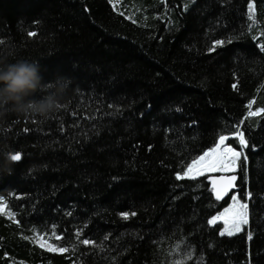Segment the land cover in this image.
<instances>
[{
    "label": "trees",
    "instance_id": "16d2710c",
    "mask_svg": "<svg viewBox=\"0 0 264 264\" xmlns=\"http://www.w3.org/2000/svg\"><path fill=\"white\" fill-rule=\"evenodd\" d=\"M0 40L73 82L48 120H0V264H264V0H0ZM221 135L248 194L233 236L209 223L232 194L176 178Z\"/></svg>",
    "mask_w": 264,
    "mask_h": 264
},
{
    "label": "clouds",
    "instance_id": "9594fccd",
    "mask_svg": "<svg viewBox=\"0 0 264 264\" xmlns=\"http://www.w3.org/2000/svg\"><path fill=\"white\" fill-rule=\"evenodd\" d=\"M72 83L61 75L45 82L38 62L16 58L10 45L0 48V120L8 115L48 120L60 110ZM11 155L4 153L8 171L16 163Z\"/></svg>",
    "mask_w": 264,
    "mask_h": 264
},
{
    "label": "snow or ice",
    "instance_id": "6c2138e0",
    "mask_svg": "<svg viewBox=\"0 0 264 264\" xmlns=\"http://www.w3.org/2000/svg\"><path fill=\"white\" fill-rule=\"evenodd\" d=\"M254 12H255V5L250 3L249 7H248V13H249V20L255 22V16H254ZM29 36L31 37H35L37 35L36 32H29L28 33ZM4 41L0 40V44H3ZM220 45H223L224 41H218L217 42ZM260 48L262 51H264V43L260 44ZM235 87V85H234ZM262 87H264V85H262ZM252 103H254V101L250 102L248 107L249 109H251ZM261 113H264V108H260L257 111H249L248 116H257L260 115ZM238 138H239V143L241 144L242 147H246L247 146V142L244 139L243 133H238ZM228 139V137L221 135L219 137V143L216 145V147H214L213 149L210 150V152H205L203 156H200L197 158V160H194L192 162V165H189L187 167V170L183 173V175L181 174H177V179H184L185 177L189 176V174H192L191 178H194L195 175L197 173H194L193 169L194 166L197 165L198 162L200 161H205V159L207 157L212 156L213 159L211 161H209V167L212 170H229V171H234L235 169V165H236V160L242 155L241 152H237L235 149L232 148H226V153L227 155H225L223 152L220 153L219 155L217 154V150L220 148V145L226 140ZM11 159L13 161L19 162L22 159V155L20 153H15L11 155ZM246 159V157H245ZM230 161V163H225V161ZM200 171H203V169H200ZM237 179V177L235 175H232L230 177H221L219 182H213V192L215 194V197L217 200H220L223 198L224 195H226L232 188L235 187V180ZM250 195V194H249ZM2 199V198H0ZM234 204L238 205L239 210L238 211H233L232 208L229 209H225V213H228V217H225V214L222 213L220 216L214 217L212 220L209 221L210 224H215L217 220L220 219H224V224H225V228L223 231L220 232V235L223 236L225 234L231 236L234 235L235 233L241 231V225L247 224L248 223V214H247V208L248 205L246 203H240L239 200H237V198L235 196L232 197ZM3 209L0 208V212H2ZM134 215V213L132 214ZM125 218H127V214H125ZM79 235V233L77 234ZM248 238L251 239V234H248ZM27 239V238H26ZM56 239H62V237L60 236H56ZM40 240L43 241L44 240V236H40ZM82 243L84 245H89L90 242L87 239H84L82 241ZM41 247L44 246V244L40 245ZM49 251H58L60 253H66L69 251L68 248H65L63 246H54V245H49L48 248ZM187 257L190 259L192 257V252H188ZM172 264H186L185 260H176L173 261ZM199 264V262H198Z\"/></svg>",
    "mask_w": 264,
    "mask_h": 264
},
{
    "label": "rangeland",
    "instance_id": "374dc122",
    "mask_svg": "<svg viewBox=\"0 0 264 264\" xmlns=\"http://www.w3.org/2000/svg\"><path fill=\"white\" fill-rule=\"evenodd\" d=\"M218 143H219V141H218ZM217 143V144H218ZM216 144V145H217ZM214 147H216V146H214ZM213 147V148H214ZM232 148V149H235V148H233L232 146H230V145H228V139H226L221 145H220V148L217 150V154L216 155H219L220 153H224L225 155H227V153H226V148ZM213 148H211V149H213ZM211 149H209V150H207L206 152H210V150ZM236 150V149H235ZM237 152H241V151H238V150H236ZM242 153V152H241ZM204 154H202L201 156H203ZM242 156V155H241ZM241 156L236 160V165H235V169H234V171H229V170H212L210 167H209V161H211L212 159H213V157L212 156H210V157H207L206 159H205V161H200V162H198L197 163V165H195L194 166V169H193V171H194V173H197L196 175H195V177L194 178H197V177H200V176H204V175H209V176H213V174H219V175H224V176H232V175H234L236 172H237V170H238V165H239V160L241 159ZM200 157V156H199ZM197 160V159H196ZM225 163H230V161H225ZM200 169H203V171H200ZM192 176V174H189V176H187V177H191ZM236 176V175H235ZM233 196H235L236 198H237V200H239V202L240 203H246L247 205H248V194H247V200H244L241 196H240V193L239 192H235V193H233L232 195H231V199H230V204L225 208V209H229V208H232L233 209V211H238L239 210V208H238V205H235L234 204V201H233V199H232V197ZM225 209L223 210V211H221L220 213H218L216 216H214V217H217V216H220L222 213H224L225 214V217L224 218H227L228 217V213H225ZM247 214H248V208H247ZM213 217V218H214ZM212 218V219H213ZM211 219V220H212ZM217 223H222L223 224V229H222V231L224 230V228H225V224H224V219L222 218V219H220V220H217L216 221V223L215 224H217ZM215 224H212V225H215ZM246 224H244V225H241V231H239V232H237V233H235L234 235H236V234H239V233H241L243 230H244V226H245ZM225 235H227V234H225ZM227 236H229V235H227ZM231 236H233V235H231ZM41 244H44V243H41Z\"/></svg>",
    "mask_w": 264,
    "mask_h": 264
},
{
    "label": "water",
    "instance_id": "95a60500",
    "mask_svg": "<svg viewBox=\"0 0 264 264\" xmlns=\"http://www.w3.org/2000/svg\"><path fill=\"white\" fill-rule=\"evenodd\" d=\"M221 177H230V176H224V175H213V176H209L208 177V179H207V181H208V183L209 184H211V186H212V188H213V182L215 181V182H219L220 181V178ZM235 187L234 188H232L226 195H224L223 196V198L222 199H220V201H222V200H224L228 195H230V194H233V193H235V192H239V187L237 186V183H236V180H235ZM214 193V192H213ZM214 196H215V194H214ZM216 198V197H215Z\"/></svg>",
    "mask_w": 264,
    "mask_h": 264
}]
</instances>
